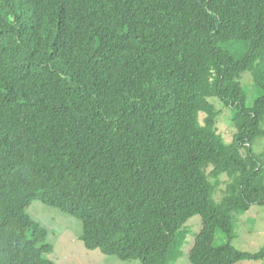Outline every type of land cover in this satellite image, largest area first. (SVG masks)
<instances>
[{
	"label": "trees",
	"instance_id": "obj_1",
	"mask_svg": "<svg viewBox=\"0 0 264 264\" xmlns=\"http://www.w3.org/2000/svg\"><path fill=\"white\" fill-rule=\"evenodd\" d=\"M263 137L264 0H0V264H58L33 201L124 261H177L195 215L193 264L264 259L215 242L264 205Z\"/></svg>",
	"mask_w": 264,
	"mask_h": 264
},
{
	"label": "rangeland",
	"instance_id": "obj_2",
	"mask_svg": "<svg viewBox=\"0 0 264 264\" xmlns=\"http://www.w3.org/2000/svg\"><path fill=\"white\" fill-rule=\"evenodd\" d=\"M242 83L248 90L249 102L252 103L256 93L253 75L246 71ZM221 109L219 115V131L230 141L233 138L235 127L231 123L232 110L217 104ZM204 114L201 115L203 119ZM254 150L264 151V137L254 144ZM211 168L208 170L210 171ZM229 176L223 174L220 183L216 186L214 198L220 201L225 195V187ZM29 213L49 229L48 241L54 245V251L48 256L58 264H142L139 260L124 261L113 255H106L100 249H88L82 239V225L76 218L63 213L58 208L45 205L41 201H33L28 209ZM203 221L201 215H195L186 223V242L182 248V256L171 264H193L189 252L194 245L196 235L201 231ZM231 242L235 247L246 251L264 249V205H253L245 213H234V228L232 237L222 231L216 233V244ZM238 264H264L261 260H245Z\"/></svg>",
	"mask_w": 264,
	"mask_h": 264
},
{
	"label": "crops",
	"instance_id": "obj_3",
	"mask_svg": "<svg viewBox=\"0 0 264 264\" xmlns=\"http://www.w3.org/2000/svg\"><path fill=\"white\" fill-rule=\"evenodd\" d=\"M238 264V263H237Z\"/></svg>",
	"mask_w": 264,
	"mask_h": 264
}]
</instances>
